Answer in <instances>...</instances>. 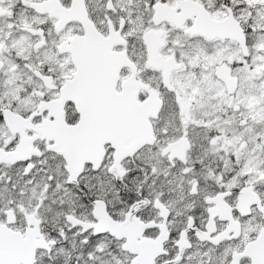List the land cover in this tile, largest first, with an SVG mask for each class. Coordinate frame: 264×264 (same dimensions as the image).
I'll return each mask as SVG.
<instances>
[{"label":"snow or ice","instance_id":"snow-or-ice-1","mask_svg":"<svg viewBox=\"0 0 264 264\" xmlns=\"http://www.w3.org/2000/svg\"><path fill=\"white\" fill-rule=\"evenodd\" d=\"M0 264H264V0H0Z\"/></svg>","mask_w":264,"mask_h":264}]
</instances>
